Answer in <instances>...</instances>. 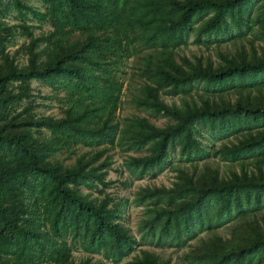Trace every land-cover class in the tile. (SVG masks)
Here are the masks:
<instances>
[{
	"label": "trees",
	"instance_id": "1",
	"mask_svg": "<svg viewBox=\"0 0 264 264\" xmlns=\"http://www.w3.org/2000/svg\"><path fill=\"white\" fill-rule=\"evenodd\" d=\"M40 1L44 11L8 0L19 16L48 23L45 32L0 20V264H115L136 249L130 264H167L140 246L181 247L204 231L211 235L188 250L190 263L264 264V0ZM18 31L28 35L16 51L23 64L5 48ZM191 33L235 51L217 63L176 56ZM132 56L142 79L131 100L169 120L161 126L116 118L117 74ZM33 80L62 94L59 116L34 111ZM198 128L228 141L210 153ZM115 145L147 151L125 159L132 178L155 177L175 148L189 165L217 155L231 169L178 166L169 187H140L136 237L125 204L104 193V154ZM77 146L88 150L72 163L57 156ZM233 220L228 237L214 233Z\"/></svg>",
	"mask_w": 264,
	"mask_h": 264
},
{
	"label": "rangeland",
	"instance_id": "2",
	"mask_svg": "<svg viewBox=\"0 0 264 264\" xmlns=\"http://www.w3.org/2000/svg\"><path fill=\"white\" fill-rule=\"evenodd\" d=\"M27 5H30L32 8L39 11H44L45 5L40 0H23ZM0 20L7 22L8 24H17L23 22L26 25H29V31L33 34H38L40 31H47L49 25L46 22H37L29 13L25 17L18 15L14 7L8 2V0H0ZM28 41V35L22 34L18 31L13 35L9 41L5 44L6 50L14 56L15 61L18 64H23L25 62L24 54L16 53L17 49ZM207 41L204 37L195 38V34L191 33L184 45L178 47L175 52L176 56H185L188 59L192 60L196 56H200L202 60H210L212 63H217L221 61L220 53L224 52H234V44L232 43H205ZM243 44L248 47V44L243 40ZM258 45L262 44V41H255ZM257 53L260 52V47L255 46ZM264 50V48H263ZM264 52V51H263ZM178 59V58H176ZM138 61L139 57L132 56L125 61H122L120 64V71H118V79L122 81V88L120 91V103L116 111V118L120 122L124 121V118L130 116H145L157 126H161L168 122L169 120L163 116H154L148 111H144L141 107H136L132 98L136 95L137 87L139 86L141 79L138 76V70L136 67L139 66ZM31 92L33 94L32 101L36 103L34 111L42 114H49L52 116H59L61 114V101L59 100L61 93H58V98L51 95L49 87L45 84L38 81L30 82ZM161 97L166 102L175 103L179 102L178 96H170L165 93H161ZM196 138L201 147L206 150L211 151L214 148H217L221 143H225L228 140H215L212 135H210L204 129H197ZM84 150H88L83 146H77L75 151L71 154L66 155L64 152L59 153L57 156L62 158L64 163L70 164L73 162L74 157L81 153ZM93 151V150H92ZM146 150L134 151L124 148V145H115L113 148L108 149L104 155H108L110 159V164L107 169L105 179L109 180V184L104 188V193L113 202H122L125 205L124 210V219L125 223L130 227L131 232L138 237L137 224L139 220L144 217V206L136 205L132 200L136 191L140 187L144 186H165L169 187L175 178V168L178 166H187L189 170L195 169V172H199L203 165H208L210 167H217L220 174L226 173L231 169V166H228L226 162H223L217 155L211 156L204 161L196 162V164L189 165L187 162H184L177 153V148L169 152L168 165L166 168L157 174L155 177L143 176L141 178H132L129 176L127 170L124 167V161L129 156H140L146 154ZM103 155V156H104ZM102 157V156H101ZM101 159V158H100ZM234 168H237L234 165ZM95 195H99L96 191H93ZM233 221H229L224 225L214 229V233L219 235L222 238L228 237L231 225ZM211 235V232L204 231L186 241L181 247H153L149 245H141V249H147L156 253L162 260L167 262V264H192L186 258V254L189 249L199 242V239L207 238ZM138 253L136 249L126 258L122 259L120 262L115 264H130L133 256ZM75 260L79 259L84 254L80 251H73L72 253ZM94 259L99 258L97 255L91 256ZM111 264V263H110Z\"/></svg>",
	"mask_w": 264,
	"mask_h": 264
}]
</instances>
